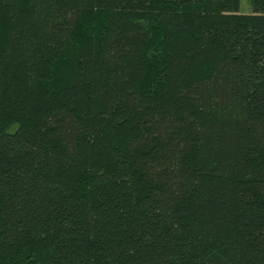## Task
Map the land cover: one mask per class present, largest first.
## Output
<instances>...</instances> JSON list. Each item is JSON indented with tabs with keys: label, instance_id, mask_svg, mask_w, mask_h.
<instances>
[{
	"label": "trees",
	"instance_id": "trees-1",
	"mask_svg": "<svg viewBox=\"0 0 264 264\" xmlns=\"http://www.w3.org/2000/svg\"><path fill=\"white\" fill-rule=\"evenodd\" d=\"M0 0V264H264V0Z\"/></svg>",
	"mask_w": 264,
	"mask_h": 264
},
{
	"label": "rangeland",
	"instance_id": "rangeland-1",
	"mask_svg": "<svg viewBox=\"0 0 264 264\" xmlns=\"http://www.w3.org/2000/svg\"><path fill=\"white\" fill-rule=\"evenodd\" d=\"M240 12L241 13H250L251 12L250 0H241Z\"/></svg>",
	"mask_w": 264,
	"mask_h": 264
}]
</instances>
